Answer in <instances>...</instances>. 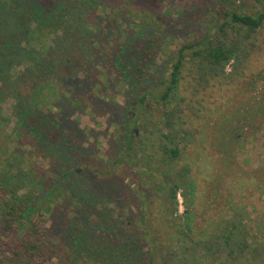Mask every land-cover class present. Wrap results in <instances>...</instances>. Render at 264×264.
<instances>
[{
    "label": "rangeland",
    "instance_id": "obj_1",
    "mask_svg": "<svg viewBox=\"0 0 264 264\" xmlns=\"http://www.w3.org/2000/svg\"><path fill=\"white\" fill-rule=\"evenodd\" d=\"M81 1L0 0V142H10L7 154L0 151V158L8 157L0 177L12 180L20 195L34 192V202L52 206L51 213L42 212L51 218L60 254L68 255L69 263L94 257L99 245L107 248L101 252L104 258L107 250L119 247L123 235L129 241L140 237V196L130 179H139L141 169L131 167L117 177L107 174L131 135L136 120L132 103L161 84L181 47L201 40L208 30L216 33L229 10L255 14L264 8V0ZM87 34L99 39L90 60ZM260 34L236 72L230 75V66L226 78L196 97L205 99L206 108L200 110V120L189 118L194 141L176 166L183 183L176 215L187 233L204 235L222 220H242L248 248L235 264H264V29ZM121 41L128 45L122 57H131L125 67L118 65L121 56L116 60ZM185 76L183 86L189 88ZM161 93L156 89L147 100L154 104L152 113L135 121L136 151L149 147L144 126L157 127L163 106L153 97ZM181 95L198 108L189 92ZM220 117L223 126L213 133ZM227 126L239 129L235 135L231 129L229 149L218 133ZM34 127L47 133L43 144L33 137ZM227 161L241 169L233 172L236 166L229 163L223 169ZM67 169L77 174L54 175ZM152 177L137 188L148 201L152 237L164 246L165 254L153 264H163L179 224L161 177ZM55 182L58 187L52 190ZM139 241V247L144 245ZM222 258L200 260L220 264ZM140 259V264L147 262Z\"/></svg>",
    "mask_w": 264,
    "mask_h": 264
},
{
    "label": "trees",
    "instance_id": "obj_2",
    "mask_svg": "<svg viewBox=\"0 0 264 264\" xmlns=\"http://www.w3.org/2000/svg\"><path fill=\"white\" fill-rule=\"evenodd\" d=\"M82 1L88 2L89 0ZM225 17L222 23L216 26V33L208 30V35L194 44L184 45L171 58L170 67L164 80L154 88L155 90L162 89L160 95L153 97L155 103L157 102V104L163 106L157 127L155 126L153 129L151 126H144V133L147 135L146 143H149V147L140 146L137 151L133 148L135 145L134 130L137 127L135 121L142 113L149 112L151 114L154 109V104L152 106L151 102L147 103L148 98L155 91L151 89L145 91L134 104L132 103L134 108L131 114L133 117L136 115V120L134 123L132 122L129 128L131 135L128 134L126 137L122 152L108 165L107 174L115 177L126 174L131 167L141 169L139 179H130V182L136 185L134 186L135 193L140 196L141 216L138 230L140 237L129 241L130 236L123 235L121 244H118L119 247L115 245L112 249L107 250L104 258H101V252L107 248L99 245V248L94 251V257L85 253L89 258L69 263L68 255L63 256L62 253L60 254L62 245L54 238L51 218L42 212L44 209L51 213L52 206L50 204L40 205L39 200L34 202V192L20 195L19 190L13 186L12 180L0 177V264H140L142 256L147 259L145 264H153L155 258L160 260L161 255L164 253V246H158V240L152 237L148 225V201H146L147 198L144 196V192L138 190L137 186L139 183L146 186L153 179L152 176L156 175L161 177V184H163L167 199H169L172 206L170 211L175 215V222L179 224V228L177 227L176 231L172 232L170 236L171 243L169 247L172 250L164 256L165 261H163V264H202L203 261L201 263L200 259L206 258L204 260L206 262L207 259L217 257L219 254L223 255L220 264H235V260L242 259L244 251L248 248L246 242L248 235L245 226L241 225L242 220H239L238 216L231 222H228L227 219L222 220L215 230H209L204 235L196 236L187 233L180 226L179 220L181 217L176 215L179 192L183 191L181 175L176 172V166L183 157L184 149L194 141L192 138L194 132L190 126H187L188 120L190 117L200 120L203 117L200 110L204 112L206 108L204 105L205 99H196V97L205 95L212 85L226 78L229 75L228 68L230 66L232 68L230 75L236 72L239 66L244 63L249 49L254 46L255 41L264 29V8L255 14L229 10ZM87 35L86 47L92 53L91 56H88L90 60L97 53L95 51L99 39L97 34ZM116 37L119 39L122 35L118 34ZM118 43L117 61L121 59H118V57H122L123 53L128 50V45L124 41ZM128 55L123 56V60L118 65L125 67L128 61L131 60ZM185 73L189 79V88L183 86L186 79ZM104 80L106 81V79ZM182 90L189 92L191 95L190 100L194 101L195 99L198 108L190 104L187 96L181 95ZM185 105H187V108ZM187 109L192 116L185 111ZM29 112L27 111V114ZM243 116H246V114ZM221 118L211 128L213 133L217 128H222ZM232 118L226 119L228 120L226 122H229ZM228 126L223 128V133L218 130L219 138L224 141V147H226L227 142L233 140L231 129L234 130V135L235 131H239L237 126L234 128H228ZM36 129L38 127H34L33 137L39 142L42 140L43 144L47 133L41 130L39 131L41 133H37ZM243 129L241 133L237 134V141H240ZM9 143L0 142V151L7 154ZM229 146L226 149H229ZM228 163L227 161V166L223 169L229 168V164L236 166L233 172L241 169L240 164ZM7 165L8 157L0 158V172L5 167L7 168ZM61 174L63 177L65 176L64 178H70L77 173L70 169H67L65 174L61 172L54 173L55 176ZM100 174L102 175V172ZM57 187V182L51 184L52 190L57 189ZM46 196L48 197L47 194ZM139 240L144 241L143 246L140 245L139 247ZM137 250L141 252L137 254ZM135 251L136 253H134ZM169 255H172L171 260L166 261ZM114 256L116 257L110 260Z\"/></svg>",
    "mask_w": 264,
    "mask_h": 264
},
{
    "label": "flooded vegetation",
    "instance_id": "obj_3",
    "mask_svg": "<svg viewBox=\"0 0 264 264\" xmlns=\"http://www.w3.org/2000/svg\"><path fill=\"white\" fill-rule=\"evenodd\" d=\"M134 132L136 133V136L138 135V130H134Z\"/></svg>",
    "mask_w": 264,
    "mask_h": 264
}]
</instances>
